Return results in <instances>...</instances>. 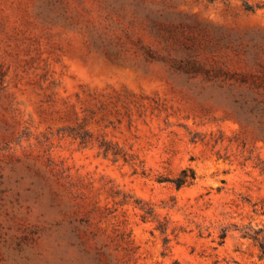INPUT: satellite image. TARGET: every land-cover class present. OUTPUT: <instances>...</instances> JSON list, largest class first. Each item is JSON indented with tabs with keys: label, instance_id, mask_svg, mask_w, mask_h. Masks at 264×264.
I'll return each instance as SVG.
<instances>
[{
	"label": "rangeland",
	"instance_id": "obj_1",
	"mask_svg": "<svg viewBox=\"0 0 264 264\" xmlns=\"http://www.w3.org/2000/svg\"><path fill=\"white\" fill-rule=\"evenodd\" d=\"M247 233L264 0H0V264H264Z\"/></svg>",
	"mask_w": 264,
	"mask_h": 264
},
{
	"label": "trees",
	"instance_id": "obj_2",
	"mask_svg": "<svg viewBox=\"0 0 264 264\" xmlns=\"http://www.w3.org/2000/svg\"><path fill=\"white\" fill-rule=\"evenodd\" d=\"M190 172V175L187 176V172ZM182 174L186 177H189V178H186V179H191V181H193L195 179V173L192 169L188 168V169H185ZM186 179H182L181 177L175 179L173 181V183L176 185V187H181L183 185H186V184H189L190 181L186 180ZM244 237H247V238H250V239H253L257 245H258V248H259V251H260V257L263 259L264 258V235H260L258 233L254 234V235H251V234H244Z\"/></svg>",
	"mask_w": 264,
	"mask_h": 264
}]
</instances>
